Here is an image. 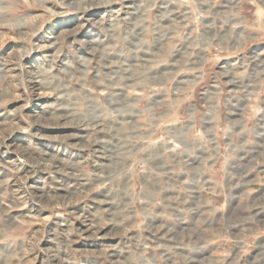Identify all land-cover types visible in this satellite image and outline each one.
Segmentation results:
<instances>
[{
  "label": "rangeland",
  "instance_id": "1",
  "mask_svg": "<svg viewBox=\"0 0 264 264\" xmlns=\"http://www.w3.org/2000/svg\"><path fill=\"white\" fill-rule=\"evenodd\" d=\"M0 264H264V0H0Z\"/></svg>",
  "mask_w": 264,
  "mask_h": 264
}]
</instances>
